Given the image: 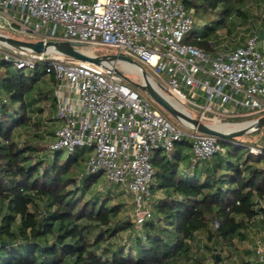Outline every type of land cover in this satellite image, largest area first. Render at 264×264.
Here are the masks:
<instances>
[{"label": "built area", "instance_id": "obj_1", "mask_svg": "<svg viewBox=\"0 0 264 264\" xmlns=\"http://www.w3.org/2000/svg\"><path fill=\"white\" fill-rule=\"evenodd\" d=\"M0 18L5 33L0 32L20 39L117 49L149 66L160 79L158 88L195 107L199 120L208 114L216 119L264 115V55L256 47L258 36L211 51L187 42L196 24L181 0H0ZM0 59L15 69L44 64V74L55 80V120L60 122L47 147L68 154L90 149L86 169L100 171L132 195V222L138 229L153 215L150 159L155 150L167 152L182 137L190 141L191 162L209 160L222 150L214 135L173 126L110 65L1 42ZM247 147L254 155L262 152L255 144ZM254 200L264 206L263 199ZM217 225L214 220L212 226ZM254 254L264 264V247L256 244Z\"/></svg>", "mask_w": 264, "mask_h": 264}, {"label": "trees", "instance_id": "obj_2", "mask_svg": "<svg viewBox=\"0 0 264 264\" xmlns=\"http://www.w3.org/2000/svg\"><path fill=\"white\" fill-rule=\"evenodd\" d=\"M182 1L192 16L212 14L186 37L211 51L218 45L216 29L227 26L230 32L233 16L249 19L244 8L253 0ZM254 1L261 9L251 16L259 23H254L258 38L264 39V0ZM5 63L0 59V65ZM43 69L41 63L0 70V264H200L192 253L199 232L218 244L213 257L219 263L216 252L221 256L223 246L235 247L258 214L264 223V206L257 207L254 200H264V167L257 165L264 145L253 141L262 150L254 155L238 137L220 139L221 151L190 163L183 170L190 173L181 174L184 149L190 147L182 137L169 151H154L151 189H163L165 195L155 203L152 218L142 220L133 232V222L118 216L122 206L111 202V192L89 194L102 173L86 169L84 149L63 157L60 150H42L35 141L16 139L18 128L30 123L32 97L46 95L37 87ZM123 231L134 235L127 244L116 241Z\"/></svg>", "mask_w": 264, "mask_h": 264}, {"label": "rangeland", "instance_id": "obj_3", "mask_svg": "<svg viewBox=\"0 0 264 264\" xmlns=\"http://www.w3.org/2000/svg\"><path fill=\"white\" fill-rule=\"evenodd\" d=\"M182 1V0H181ZM261 4L257 1H250L245 5V10L247 11V13L250 15L249 19H247L246 21H242L240 19V17L238 16H233L232 19H234V23L230 30L227 31V26L225 27H218L216 29V35L213 39H216V42H218V45L220 46L222 43H227L229 45L235 46L236 44L239 43H243L245 41V39H247L249 36L251 35H257V32L255 31V24H259L257 19H255V17L251 16V15H258L260 13V9H261ZM194 16V20H195V24H196V28L199 29L201 26H203V24H205L206 22H209L212 19V14H204V13H198V14H193ZM0 23H1V18H0ZM1 29V28H0ZM3 30V29H1ZM5 31V30H3ZM5 33V32H4ZM15 37L20 38V36H16L13 35ZM232 43V44H231ZM83 49L89 50L90 52L94 53V54H114L117 52V49L113 48V47H109V46H101V45H84L82 47ZM116 67L118 69H120L124 75L126 76L127 83L133 84L131 81H136L139 82L140 81V77L130 73V72H126L124 71L121 67H120V63L116 62L115 63ZM143 67L148 71V73L151 75L150 77L158 82L160 81V79L158 78L157 74H155L151 68L149 66L143 65ZM5 69H13L11 64L9 63H5V64H1L0 65V70H5ZM44 74H42V78H43ZM139 89V88H138ZM140 93L145 96L148 101L150 102L151 106L156 109L158 112H160L173 126L181 129L182 131H184L185 133L189 132V126L186 125L184 122H182L181 120H179L176 116H174L171 112H169L168 110H166L164 107H162L161 105H159L158 103H156L150 96H148L146 94L145 91L139 89ZM162 92L168 96H170L171 98L175 99L176 101H179L180 103H182V105L190 112L191 116L193 118H198L199 117V111L187 104V103H183L179 98H177L175 95H170L168 91L166 90H162ZM1 95L2 97L4 96V93L1 91ZM262 114H248V115H244L242 117H238L235 120H232L234 118H226V117H218L217 119L214 118L211 114H208L207 117L203 120H200L203 123L206 124H212L214 122H219V123H232V124H236V123H242V122H247L249 120L254 119V117H258ZM31 125V124H29ZM34 127V125L32 126V128ZM34 130V129H33ZM18 141H20V139H24V140H29L32 139L33 140V135L31 129L29 128H25L20 130L18 128ZM238 137L241 141L244 142V144H251L253 141L256 143H262L264 145V130H260V131H250L247 133H244L242 135H238L236 136ZM23 141V140H22ZM21 142V141H20ZM43 144H41L39 147L42 148V150H45L47 145L46 142H42ZM45 144V145H44ZM226 147L228 148L229 146L226 145ZM84 148V147H83ZM82 147H80L79 149H83ZM79 150V151H80ZM246 151L245 146H242L240 148V153L244 154ZM68 153L66 151H62L61 155L63 157H66ZM258 166L263 167L264 166V160L262 158V162L257 163ZM99 192L105 193V192H111V202L112 203H121V209L119 211L118 216L120 218H126V219H130L132 221V218L134 217V202H133V197L131 194L123 191V189L120 186H116L113 183H110L109 181H107L104 176L102 175V179H100L96 185L93 186L91 192L89 194H99ZM155 203L152 202L150 203V208L153 211L154 205ZM134 224V223H133ZM133 232L137 231L138 232V228L135 227V225L132 227ZM245 230V237L243 239H239V240H235V247L232 246H228L225 245L222 248H220V250H218V252L220 253L221 256L220 257V262L217 263L214 260L213 257V248L214 245H218V244H214V242H211L207 239L206 236V232L204 233H197L196 237H197V241L195 243V245H193V255L196 254L197 258L200 260L199 263L200 264H243V262H246L247 264H261L259 262H257L255 254H254V246L256 244H259L260 246L264 247V223L260 221L259 218H255V220L250 221L248 223V226L244 229ZM134 235H131V233H128V231H123L121 232V235L119 237L118 243L123 242L124 244H127V241L130 240L132 241V237ZM117 241V240H116ZM203 244V245H202ZM208 246V247H207ZM197 248V249H196ZM202 248V249H199ZM180 264H192L188 261L182 260L180 262Z\"/></svg>", "mask_w": 264, "mask_h": 264}, {"label": "water", "instance_id": "obj_4", "mask_svg": "<svg viewBox=\"0 0 264 264\" xmlns=\"http://www.w3.org/2000/svg\"><path fill=\"white\" fill-rule=\"evenodd\" d=\"M0 42L7 44L14 48L25 49L34 52H44V53H58L66 55L75 59H80L84 61H89L95 64L106 65L105 63H111L110 67L112 70L120 75H122L125 80H127L124 73L113 64L112 59L126 60L130 63L135 64L140 68L142 75L150 76L148 71L136 60L125 56L123 54L114 53V54H87L81 50L85 45L78 42L67 41V40H24L0 32ZM137 88L146 92L156 103L164 107L166 110L171 112L181 121H186V124L190 127L196 129L199 132L214 135L219 139H230L235 138L238 135L256 130L264 125V115L259 116L255 119L249 120L250 124L246 127L234 130L232 132H221L215 129L211 124H206L201 122L198 118H193L192 116L185 114L184 112L175 108L166 98L165 94L157 87H153L148 82H144L142 78L139 82L131 81ZM243 123V122H242ZM216 259L220 261V257L216 252Z\"/></svg>", "mask_w": 264, "mask_h": 264}, {"label": "crops", "instance_id": "obj_5", "mask_svg": "<svg viewBox=\"0 0 264 264\" xmlns=\"http://www.w3.org/2000/svg\"><path fill=\"white\" fill-rule=\"evenodd\" d=\"M241 44L242 43H239V44H236L235 46L241 45ZM256 47L264 55V39L258 38ZM54 86H55V80L52 75L44 74L43 78L40 77L37 87L41 91L46 92V95H44V97H39L40 94H38V96L34 95V97H32L33 100H31V104L28 109V115L30 116L29 124L31 125L27 124L19 128L20 130L25 129V128L31 129L32 131L31 135H33L32 136L33 140L32 139L30 140L35 141L38 144H43L42 142H46V145H48V143L54 139V129L60 123L55 120ZM0 95H1V90H0ZM33 125L34 127L32 128ZM18 133L19 131H16V136H15L16 139H18ZM22 140L24 141V139H20V141ZM83 149L85 151L84 152L85 154L84 163H85L90 153V149L88 148H83ZM184 153L186 154V158H185V163L180 168V169L183 168L180 171V173L189 174L190 171H187V170L183 171V170H185L184 168L189 169L191 167L190 163L192 162H190V155H191L190 147L184 149ZM260 162H262V159L260 160ZM164 195H165V191L163 189L154 188L152 190V198H151L150 203L152 202L156 203L157 200L164 197ZM201 233H204V232H201ZM119 235L116 237V240H119V237H120ZM199 249H202V248H199ZM213 250H215V248H213Z\"/></svg>", "mask_w": 264, "mask_h": 264}, {"label": "bare ground", "instance_id": "obj_6", "mask_svg": "<svg viewBox=\"0 0 264 264\" xmlns=\"http://www.w3.org/2000/svg\"><path fill=\"white\" fill-rule=\"evenodd\" d=\"M81 50L87 54H92V52H90L89 50L83 49L81 48ZM113 64H115L116 62L120 63V67L126 71V72H130L133 73L137 76L140 77V79L142 78V80L144 82H148L150 85H152L153 87L157 88V84L155 83V81L148 75L144 76L142 75V72L140 70V68H138L135 64L130 63L126 60H118V59H112ZM107 65H110L111 63H105ZM165 98L178 110L184 112L185 114H188L191 116L190 112L182 105V103H180L179 101H176L175 99L171 98L168 95H164ZM186 124V121H182ZM250 124V122H243V123H236V124H230V123H219V122H214L211 125L221 131V132H232L234 130L240 129L242 127H246Z\"/></svg>", "mask_w": 264, "mask_h": 264}]
</instances>
